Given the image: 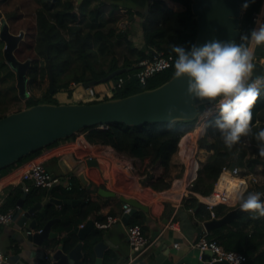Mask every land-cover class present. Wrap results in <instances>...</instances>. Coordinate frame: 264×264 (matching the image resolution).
Masks as SVG:
<instances>
[{"label":"trees","instance_id":"trees-1","mask_svg":"<svg viewBox=\"0 0 264 264\" xmlns=\"http://www.w3.org/2000/svg\"><path fill=\"white\" fill-rule=\"evenodd\" d=\"M106 1H108L112 10L119 9V6H121L130 13L135 12L143 17L142 31L145 49L137 51L138 54L135 59H129L128 57L124 59L121 66L130 65L132 68L113 77V79H117L122 75L124 76V81L120 85L110 87L112 90L110 95L99 98L100 95L96 92L93 99L84 100L79 98L77 102H95L107 98L121 97L161 84L173 76L175 72L174 61L177 57L176 53L172 51V45L190 49L195 40L197 22L190 7L192 0H179L185 6V9L180 11L168 7L164 0H149L146 11L144 10L146 0ZM244 2L245 0H243L242 4ZM262 2L263 0H255L254 3L249 4L245 11L241 12L240 36L242 34H250L253 29L252 16L260 8ZM7 3H9L8 0H0V8L6 9ZM102 13V7L95 6L85 13V21L82 20V17L77 20L78 15L71 0L43 1L42 7L36 12L35 23L28 22L27 24V38L20 41L15 51L19 59L28 57L31 60L26 70L29 96L26 99H21L18 96L14 82H9L6 86L0 85V117L39 102L58 103L59 100L55 97L56 91L62 88L68 90L69 94H71V88L69 87L71 81L77 83L89 79H98L119 68L114 45L117 40L125 39L126 33L125 31H116L114 26L107 28V23L111 21L104 20ZM5 15L9 29L12 32H17L26 19L22 16L19 8L9 10ZM112 37H114V40H112ZM125 41L127 49L130 52L135 51V48L131 46V42L129 40ZM238 41L239 44L240 38ZM3 45L0 40V70L3 69L7 76H13V71L4 61L2 55ZM159 51H162L167 56H172L168 68L155 72L143 83L136 76L126 77L127 74L136 69L138 60L153 58L156 52ZM25 52L26 55H24ZM104 60H108L109 64L107 67L104 65ZM67 70H72L74 73L70 78L62 80L61 78L63 77L61 75L66 73ZM50 75L54 87L53 91H50ZM7 76H2L0 82L5 80ZM256 76H264V72L259 75L253 74V78ZM44 80H47L46 87L40 90L39 94L34 93L32 87L37 84V87L40 88ZM107 93L109 94V92ZM203 107L205 106H201V110L204 109ZM252 113V128L255 133L264 128V90L261 91V96L252 109ZM217 116L218 112H214L207 118L206 124L208 126L205 128L203 135H197L198 133L195 130L187 135V132L193 128L197 118L174 121H148L141 125H129L124 122H118L105 125V127L88 126L80 131L85 132L86 139L93 144L96 151L112 148L118 153L127 154L131 157L140 159L149 157L150 162L163 165L165 170L168 169L172 156L177 151L181 149L183 154L185 146L188 144L195 146L194 142L197 140L198 151L202 149L208 153V156L205 161H200L197 175L189 185L190 191L183 197L182 202L185 207L194 209L198 219L207 220L223 215L232 207L224 202H219L212 205L209 210L206 202L227 201L232 203L234 190L241 185H246L248 191H264V181L260 183L251 182V177L249 176L254 174L252 171L257 165L251 159L252 156L261 158L258 153L257 142L253 137H242L241 143L229 151L221 141L219 131L210 124ZM186 135L188 139H186ZM57 142L59 141H55L48 146L55 145ZM40 150L31 152L16 163L1 168L0 176L10 168L33 157ZM233 158H235L237 166L247 170L232 174L225 186L221 185L223 166H228ZM262 169L264 171V165ZM247 177L249 178L248 180ZM71 181L73 192L79 191V193H83L85 188L79 186V179L72 177ZM159 181L161 183H158ZM93 185L95 187V184ZM151 185L153 187H166L169 182H165L163 178L158 177L151 182ZM36 188L38 187L33 186V189ZM194 192L207 197H203L202 200ZM21 193V188L17 187L7 197L5 208L15 205ZM28 193L29 191L25 201L28 204H32L38 198L35 194L32 197ZM81 197L85 198L86 201H82L73 208L74 214L72 215L68 214L65 209L60 211L52 206H48L44 211L35 215L42 225L50 218L60 217V220H57L54 225L58 229L67 232L61 239V243L66 250L73 247L78 241V237L74 232L75 227L85 223L91 211L99 208L98 203L91 201L85 193ZM235 206L236 204L233 207ZM142 219L138 214H135L130 218L129 223L142 224ZM208 236L216 239L226 249L244 252L248 258V264H264V217L253 219L250 213L244 212L231 222L219 225L209 231ZM101 237V229L93 224L85 239L84 248L92 251L93 245ZM108 256L111 258L110 254L107 253L105 257Z\"/></svg>","mask_w":264,"mask_h":264},{"label":"crops","instance_id":"crops-1","mask_svg":"<svg viewBox=\"0 0 264 264\" xmlns=\"http://www.w3.org/2000/svg\"><path fill=\"white\" fill-rule=\"evenodd\" d=\"M8 1L14 2L15 0ZM17 1H26L24 5H18V8L22 12V16L26 17L27 14L25 12V6L31 8V14L32 16H35L37 10L42 7L43 1L47 0ZM51 1L52 0H48V2ZM71 1L75 5V11L78 15L77 20L81 19L82 17V20L85 21V13L95 6H100L103 10V19L111 21L107 23V28L109 26H114L116 28L119 21L125 20L127 22L125 27L126 37L125 39L120 40L125 44V40H129V42L132 44L131 46L135 48V51L130 52L126 45L125 48H123L121 45V58H119L116 44L120 42V40L115 42L114 50L119 67L123 64L126 57L129 59H135L138 54L137 51L145 49L142 31L143 17L141 15L135 12L130 13L126 8L121 6H119V9L112 10L111 6L106 0ZM164 1L168 7L172 8L173 10L180 11L185 9V6L179 0ZM260 10L261 12L264 10V0L260 6ZM116 31H118L117 28ZM112 40H114V37H112ZM262 47L264 48V46ZM263 48H261V51L259 50V46L255 48V58L253 62L259 59V55H262ZM104 61V65L107 67L109 64L108 60ZM260 61H262V59H260ZM130 68L132 67L130 66L129 69ZM132 73L133 72L127 74L126 77L134 76ZM79 83L81 82L76 83L71 81L69 87L76 89V87H78L77 84ZM92 87L94 90H97L96 85ZM56 94L55 96H57ZM57 97L59 99H63L61 96ZM59 102L76 101L75 99H71V101L64 99L59 100ZM207 108H211L212 113L218 112L216 110L215 104L208 107L205 106V109ZM204 124L205 119L198 118L195 121L193 128L187 132V135L193 130L198 133L197 135H203L205 132V128L203 127ZM194 144L196 150L194 149L191 158H188L189 161H186V153L189 155L188 150L190 146H185L183 150L184 155L182 154L181 149L177 151L172 156L168 169L165 170L163 165L150 162L149 157H145L143 159L131 157L127 154L118 153L112 148L104 151H96L93 147V144L86 139L85 132L79 131L68 139L59 140V142H57L55 145L41 148V150L36 155L10 168L6 173L1 175L0 210L5 211L11 208L14 210V213L15 210H18V213H21L23 209L26 208V206L30 205L25 201L28 191V194H30L32 197L34 194L37 198L40 197L43 189L45 188L38 187L33 189L32 183L29 180H22L21 174L30 165L42 163L51 173L60 176L63 175L61 182L54 188V194L58 197L79 199V201L75 204H46L41 208V211H44V209L48 208V206H52L60 211L65 209L68 214L72 215L74 214L73 208L78 206L82 201H86L85 198L83 199L81 197L84 193L91 201L98 203L99 208L97 210L91 211L87 220L89 219L94 221V226L101 229V238L107 241V247L103 249V258L101 259V264H117L118 260L120 261V264H126L127 262H129V264H183L184 262L193 261L196 259V257H198L199 251L197 248L192 246L191 243L206 231L204 228L203 230L199 229L205 220L198 219L195 215L194 209L185 207L182 200L183 197L190 191L189 185L197 175V169L200 161H205L206 157L208 156V153L204 152L202 149H199L198 151L197 140L194 142ZM64 154H70L73 159L78 161H84L89 158V156L96 158L98 161L96 166L90 165L85 166L84 168V173L87 180L89 181V186L87 187L86 185H83L79 182V186L85 188L83 193H79V191L73 192L71 189V178L74 177L77 180L78 178L74 174L64 175L57 163L58 158ZM129 163L132 164L134 168L133 170L125 168V165ZM259 165L262 166V164H257L254 169H260L261 166ZM158 177L163 178V181L165 182H169V185L166 187H153L151 182L155 181ZM259 180L260 182L263 181V177L261 178V175ZM65 182H69V184L66 186L63 185ZM260 182L258 181V183ZM158 183H161V181ZM93 184H95V187ZM17 187L21 188L22 190L19 198L24 199V206L23 208H20L17 204V200L15 205L6 209V199L14 192ZM25 187H27V189H25ZM100 188L109 190L113 192L114 195L102 194L99 192ZM194 194L202 200L203 197H207L202 196L197 192H194ZM120 197H131L138 200L141 204L147 206V209H138L132 215L134 216L135 214H138L140 218H143L141 224L142 231L151 241L150 246L136 257H133L134 253L131 245L129 244L126 234V224L122 223L121 221V213L123 211L124 201H122ZM219 202L229 204L231 207L235 205L234 201L232 203L227 201L206 203L208 205V209L210 210L212 205ZM107 215H120V219L110 226L99 227L96 222L103 221ZM18 217L19 214L14 215L11 222L7 224H0V249L6 254L8 260L2 264H51V258L49 257L51 249L57 246V244L61 243L62 237L67 234L65 230H60L54 225L57 220H60V217H58L59 219H57L51 227L52 231L56 232V236L45 239L43 244H36L35 242L29 240L26 234V229H24L29 221L32 218H36V216L32 215L24 226H21L17 223ZM36 220L37 226L34 229L42 226L39 219L36 218ZM77 226H80V224ZM29 228L31 227H27V229ZM54 243L57 244L54 245ZM175 243L178 245L175 246ZM107 253L110 254V259L105 257ZM90 255L93 257V259L89 262L90 264H93L96 256L94 255L93 251H90Z\"/></svg>","mask_w":264,"mask_h":264},{"label":"water","instance_id":"water-1","mask_svg":"<svg viewBox=\"0 0 264 264\" xmlns=\"http://www.w3.org/2000/svg\"><path fill=\"white\" fill-rule=\"evenodd\" d=\"M242 2L243 0H192L190 7L197 22V33L193 45L199 47L213 40L222 42L234 40L238 44ZM148 4L149 0H146L144 4L145 11ZM3 15L0 9V39L4 42L3 55L5 61L14 69L18 96L21 99H26L29 94L26 70L31 60H21L16 56L15 49L23 39V32H12ZM262 54V61L257 59L253 62V74L255 75L264 72V48ZM129 67L116 68L101 78L85 80L82 84L85 87L94 86L99 81H106L128 70ZM53 90L50 75V91ZM186 90L187 77L176 78L173 75L155 87L121 97L107 98L95 102H39L9 112L0 117V169L16 163L23 156L44 148L55 141L71 137L88 126L108 125L118 122L141 125L148 121L195 119L201 113V106L214 104L207 100H192L186 95ZM170 106L175 107L171 116L167 113ZM206 122L205 120V124ZM251 159L264 165L263 158L253 156ZM57 163L64 175L74 174L81 184L88 187L89 181L85 176L84 168L90 165L96 166L98 161L94 157L78 161L73 159L70 154H64L58 158ZM234 166H236L235 158L231 160L224 172L232 174ZM58 184L53 183L43 189L40 197L29 206H26L21 213L15 210L14 215L19 214L17 223L24 226L27 220L41 211V208L46 204H75L79 201V199H69L55 195L54 188ZM68 184L69 182H65L63 185ZM99 192L114 195L113 192L104 188H100ZM261 193H264V191ZM120 198L130 205L129 210L121 216L122 223L126 225L138 209H147V206L134 198ZM261 201L264 202V196L261 197ZM17 204L20 208H23L24 199L19 198ZM242 213L244 212L237 205L220 217H212L203 221L199 229L203 230L204 228L211 231L219 225L231 222ZM57 219L59 218L48 219L40 227V232L28 233V239L36 244H43L45 239L56 236V232L52 231L51 227ZM36 226L37 220L32 218L24 229L27 230V227L36 228ZM92 226L93 221L88 219L82 226L75 227L74 232L79 240L70 249L66 250L62 243L57 244L52 249L50 248L51 264H90L89 261L93 257H91L90 251L84 248V242ZM105 247H107V241L102 238L93 245L92 251L96 256L93 264H101ZM212 255L210 250H202L195 260L183 264H231L224 260H212ZM117 264H120L119 260Z\"/></svg>","mask_w":264,"mask_h":264},{"label":"clouds","instance_id":"clouds-1","mask_svg":"<svg viewBox=\"0 0 264 264\" xmlns=\"http://www.w3.org/2000/svg\"><path fill=\"white\" fill-rule=\"evenodd\" d=\"M254 2L245 0L241 10L245 11ZM257 25L250 34L240 36L239 44L234 40H213L199 47L192 45L190 49L172 45V51L177 57L174 61L175 77H187L186 95L192 100L215 104L218 116L210 124L219 131L224 146L231 151L241 143L242 137H253L259 156L264 159V128L255 133L252 128V109L264 90V76L253 78L255 48L264 46V22L258 18ZM174 110L175 107L170 106L168 115L171 116ZM211 115V109L202 114L206 121ZM207 126L205 124V128ZM262 196L264 193L248 191L246 185H241L234 190L232 198L241 211L256 219L264 217ZM230 259L240 264L237 257Z\"/></svg>","mask_w":264,"mask_h":264},{"label":"built area","instance_id":"built-area-1","mask_svg":"<svg viewBox=\"0 0 264 264\" xmlns=\"http://www.w3.org/2000/svg\"><path fill=\"white\" fill-rule=\"evenodd\" d=\"M258 18L262 22H264V10L261 12L260 8L257 11H255L252 16L253 29L258 26L257 25ZM126 24L127 22L125 20L119 21L117 25V30L124 32ZM171 59H172V56L170 55L167 56L162 51L156 52L153 58H142L138 60V62L136 63V69L133 71L132 75L136 76L138 80L143 83L147 80V78H149L155 72L168 68ZM123 81H124V76L121 75L117 79H113L110 87H115L117 85H120L123 83ZM86 89L90 96H94L96 94V90H94L92 86L86 87ZM206 106L208 107V105ZM209 109L211 108L205 109L204 107V110L200 111L201 113L199 115V118L203 119L202 114ZM98 127H105V125H100ZM203 127L205 128V124ZM89 158H92V156H89ZM228 166L226 165L223 166V172L228 168ZM125 168H128L130 170L134 169L132 164L130 163L126 164ZM246 170L247 169L241 168L236 165L234 166L231 173L235 174L238 171H246ZM62 176L51 173L42 163H35L33 165H30L21 174L22 180H29L33 186L43 187V188H46L53 183H60L62 180ZM249 176L251 177V182L260 181L259 178L255 176V174H252ZM25 189H27V187H25ZM129 208H130V205L124 202L123 211L121 214L127 212ZM13 217H14L13 209L10 208L5 211L0 210V224H7L11 222ZM119 219H120V215H107L103 221L96 222V224L99 227H107ZM82 225L83 223L80 224V226ZM40 231H41L40 227L37 229L29 228L26 230V234L40 232ZM126 234L129 240V244L131 245L133 253H134L133 257L140 255L151 244V241L145 236V234L142 231V225L139 223H132V224L128 223L126 225ZM191 244L192 246L197 248L199 252L202 250H206V249L210 250L213 254L212 260H224V261H228L231 264H235V260L230 259V257H237L240 260V264H248L247 263L248 258L244 252L224 248L223 245L219 243L216 239L210 238L208 236L207 230L203 232L198 238L193 240ZM177 245L178 244L175 243V246ZM7 261L8 260H7L6 254L0 249V264L5 263ZM126 264H129V262H127Z\"/></svg>","mask_w":264,"mask_h":264},{"label":"rangeland","instance_id":"rangeland-1","mask_svg":"<svg viewBox=\"0 0 264 264\" xmlns=\"http://www.w3.org/2000/svg\"><path fill=\"white\" fill-rule=\"evenodd\" d=\"M16 1V2H15ZM14 2H10L9 1V3H7V7H6V9L5 8H0L1 9V11L3 12V18L5 19V21L7 22V24H8V20H7V17H6V15H5V13L6 12H8L9 10H14V9H17L19 6L18 5H24L25 4V2L26 1H17V0H15ZM27 3H29V2H27ZM26 8H25V12H26V14H27V16L26 17H24V18H26L25 20H24V22H23V25H22V27H20V29L17 31V32H14V33H18L19 31L20 32H23V39H26L27 38V36H26V31H27V24H28V22H34L35 23V16H32V10H31V8H28L27 6H25ZM28 9H30V10H28ZM8 10V11H7ZM116 28H117V26H116ZM22 39V40H23ZM1 40V39H0ZM120 40V39H119ZM2 41V40H1ZM118 41V40H117ZM116 41V42H117ZM3 42V41H2ZM20 43V42H19ZM3 44H4V42H3ZM120 47H119V46ZM123 46V48H125V43H123V42H121V40H120V42H118L117 44H116V48H117V50H118V53H119V55H118V57L119 58H121V48H122V46ZM19 46V45H18ZM3 48H4V45L2 46V55H3ZM18 48V47H17ZM16 48V49H17ZM261 48H263L262 46H259V50L261 51ZM16 49H15V51H16ZM262 53H263V51H262ZM24 55H26V52L24 53ZM3 58H4V55H3ZM21 60H24V59H22V58H20ZM25 59H30V58H25ZM259 59H263V54L262 55H259ZM4 61H5V58H4ZM6 62V61H5ZM7 63V62H6ZM8 64V63H7ZM9 65V64H8ZM9 67H10V65H9ZM10 69L13 71V76H7V75H5V73H4V70L3 69H1L0 70V78L2 77V76H7V78L5 79V80H2L1 82H0V85H2V86H6V85H8L9 84V82H14V84H15V87H16V89H17V86H16V76H15V72H14V69H12V67H10ZM74 72L72 71V70H67V72L66 73H63L62 75H61V77H63V78H61L62 80H64V79H67V78H70L71 76H72V74H73ZM112 81H113V78H111V79H108V80H106V81H99L98 83H96V87H97V90H96V92L98 93V95H100L99 96V98H102V97H104V96H106V95H110V93L112 92V90L110 89V86H111V84H112ZM46 82H47V80H44L42 83H41V85H40V88H38L37 86V84H35V86H33L32 87V91L34 92V93H36V94H39L40 93V90H42L43 88H45L46 87ZM77 86L78 87H76V89L75 88H71L70 89V91H71V94H69V92H68V90H66V89H59V90H57L56 91V93H58V92H60V93H58V94H56L57 96H61V97H63V99L61 98V99H59L57 96H55L56 98H57V100H64V99H67V100H69V101H71V99L73 100V99H75V101H78L79 100V98L80 99H84V100H86V99H89V98H92L93 99V97L94 96H89L88 94H87V92H86V88H85V86L82 84V82L81 83H79V84H77ZM85 90V91H84ZM107 92H109V94L107 93ZM17 93H18V89H17ZM66 93V94H65ZM28 96H29V94H28ZM59 103V102H58ZM186 139H188V136L186 135ZM186 161H189V159L187 158L186 159ZM259 166H261V165H259ZM252 172H254V174H255V176H257V178H259L260 177V175H261V178L263 177V181H264V175H262V174H264V171H263V169H262V166H261V168L260 169H254ZM249 178L247 177V180H248ZM263 181H261V182H263ZM249 182V181H248ZM260 182V181H259ZM249 184V183H248Z\"/></svg>","mask_w":264,"mask_h":264},{"label":"bare ground","instance_id":"bare-ground-1","mask_svg":"<svg viewBox=\"0 0 264 264\" xmlns=\"http://www.w3.org/2000/svg\"><path fill=\"white\" fill-rule=\"evenodd\" d=\"M187 146H190V148L188 150L189 155H187V153H186V157L187 158H191V155L193 154L195 148H194V145H189L188 144ZM230 177H231V174L226 173V172H223L222 177H221V180H220L221 181V185H224V183H226Z\"/></svg>","mask_w":264,"mask_h":264}]
</instances>
